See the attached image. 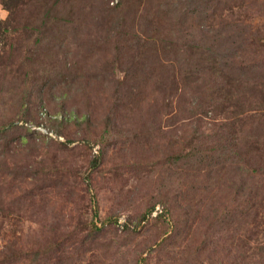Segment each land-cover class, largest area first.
Here are the masks:
<instances>
[{
	"label": "rangeland",
	"instance_id": "obj_1",
	"mask_svg": "<svg viewBox=\"0 0 264 264\" xmlns=\"http://www.w3.org/2000/svg\"><path fill=\"white\" fill-rule=\"evenodd\" d=\"M0 264H264V0H0Z\"/></svg>",
	"mask_w": 264,
	"mask_h": 264
},
{
	"label": "trees",
	"instance_id": "obj_2",
	"mask_svg": "<svg viewBox=\"0 0 264 264\" xmlns=\"http://www.w3.org/2000/svg\"><path fill=\"white\" fill-rule=\"evenodd\" d=\"M40 13L41 14L38 17L37 13L36 17L31 19L30 24L28 25L35 33L34 43L43 41L42 39L45 37V33L48 31V29L55 24H58L60 20L59 15L54 12L53 8L41 9ZM52 122V126L58 123L56 121Z\"/></svg>",
	"mask_w": 264,
	"mask_h": 264
},
{
	"label": "built area",
	"instance_id": "obj_3",
	"mask_svg": "<svg viewBox=\"0 0 264 264\" xmlns=\"http://www.w3.org/2000/svg\"><path fill=\"white\" fill-rule=\"evenodd\" d=\"M43 130H44V128H43Z\"/></svg>",
	"mask_w": 264,
	"mask_h": 264
}]
</instances>
